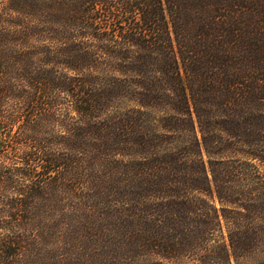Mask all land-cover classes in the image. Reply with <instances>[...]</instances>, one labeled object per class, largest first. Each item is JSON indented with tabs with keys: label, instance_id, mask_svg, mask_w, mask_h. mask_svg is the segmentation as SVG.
<instances>
[{
	"label": "trees",
	"instance_id": "16d2710c",
	"mask_svg": "<svg viewBox=\"0 0 264 264\" xmlns=\"http://www.w3.org/2000/svg\"><path fill=\"white\" fill-rule=\"evenodd\" d=\"M0 43L19 52L11 68L27 91L13 89L33 113L21 129L57 120L65 146L33 140L23 155L12 176L24 183L0 206V264H23V232L57 173L79 169L72 153L125 150L154 188V264H250L264 225V0H0ZM221 216L228 244L213 238Z\"/></svg>",
	"mask_w": 264,
	"mask_h": 264
},
{
	"label": "rangeland",
	"instance_id": "374dc122",
	"mask_svg": "<svg viewBox=\"0 0 264 264\" xmlns=\"http://www.w3.org/2000/svg\"><path fill=\"white\" fill-rule=\"evenodd\" d=\"M24 52L21 47L20 55ZM18 54L12 43H0V206L9 205L18 181L24 183L21 175L18 174L17 178L12 175L17 169L21 173L23 155L35 150L33 140L40 143L39 140L59 138L53 143V151L61 155L59 153L65 149L60 141L63 134L57 120L35 123L33 130L21 129L23 122L33 113L22 110L25 106L19 103L26 95L21 92L19 99L15 96L19 93L13 89L25 90L24 80L20 82L14 78L20 72L15 73L11 68L12 58ZM11 73L15 74L12 76ZM11 91L14 92L11 94ZM148 116L151 129H154V113ZM145 124L142 121L143 128ZM128 151L125 150L123 159L95 156V161L81 152L72 153V158L79 161V169L57 173L56 176L62 179L59 190L52 193L49 206L36 213L23 232L29 239L22 241L20 260L23 264H103L104 259L105 264H154L157 261L155 255L159 252L154 251V235L150 232L154 188L148 189L149 184H142L143 178L140 177L148 170H144L139 162L141 155ZM81 170L83 177L80 176ZM95 189H107L108 200L105 193L104 198L96 196ZM115 202H119L118 206ZM210 204L217 211L228 209L226 205L221 208L216 201ZM0 219L7 220V214L0 213ZM219 221L213 238L218 243L228 244L229 220L221 216ZM256 226L261 230L248 260L250 264L264 263V225L258 223ZM114 243L120 245L118 250ZM114 248L115 254H112ZM231 264H234L233 260Z\"/></svg>",
	"mask_w": 264,
	"mask_h": 264
}]
</instances>
